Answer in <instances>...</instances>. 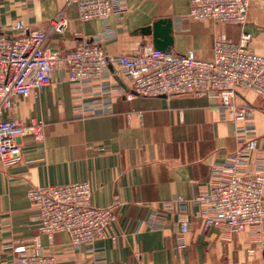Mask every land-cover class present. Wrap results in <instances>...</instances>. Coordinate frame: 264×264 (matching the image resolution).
Instances as JSON below:
<instances>
[{
  "label": "crops",
  "instance_id": "0c3cea01",
  "mask_svg": "<svg viewBox=\"0 0 264 264\" xmlns=\"http://www.w3.org/2000/svg\"><path fill=\"white\" fill-rule=\"evenodd\" d=\"M122 14L82 21L68 0H0V33L11 38L22 28L48 26L64 11L68 27L50 34L47 48L56 53L96 43L113 57L155 47L153 25L164 20L159 37L168 51H193L212 60L216 38L240 40L251 35V48L264 56V1L252 0L243 26L190 17L191 0H121ZM151 27L150 34L142 33ZM170 41H165L164 36ZM129 76L111 64L102 76L71 81L59 68L41 92L14 98L6 118L45 123L44 138H21L23 158L0 161V264L16 258L14 248L38 238L58 264H264V240L250 230L225 238L198 215L194 197L209 181L212 167L249 140L264 148L263 100L253 91L236 98L252 109L246 121H232L216 92L173 96L136 95ZM251 163L250 169L255 170ZM88 182L95 207H113L117 222L107 237L75 246L66 232L50 238L39 231L37 209L28 198L33 187ZM188 219L189 231L181 225Z\"/></svg>",
  "mask_w": 264,
  "mask_h": 264
},
{
  "label": "built area",
  "instance_id": "2783aa9c",
  "mask_svg": "<svg viewBox=\"0 0 264 264\" xmlns=\"http://www.w3.org/2000/svg\"><path fill=\"white\" fill-rule=\"evenodd\" d=\"M264 1V0H263ZM78 7L82 21L107 20L112 14L127 11L121 0H68ZM252 0H191L190 17L214 23L243 26L248 20ZM11 38L0 33V161L11 166L23 158L21 138L30 135L44 138L45 123L4 116L13 107L14 98L39 93L52 83L59 68L69 71L71 81L80 82L102 76L105 68L119 64L129 76L136 95L173 96L187 92H216L232 121H246L252 109L240 106L236 98L253 91L263 100L264 56L250 46L251 35L243 32L235 42L225 34L215 40L214 58L202 60L193 51L177 53L155 47H139L132 55L113 57L102 46L84 42L66 53L47 48L50 34H62L68 27L64 11L59 12L45 28H22ZM253 163L255 170L250 169ZM28 198L37 209L39 231L50 238L57 232L69 234L72 244L93 243L107 237L117 222L113 207L92 205V188L88 182L33 187ZM203 209L199 216L207 227L216 226L231 239L233 233L248 229L252 239L264 240V148L256 139L249 140L225 161L212 167L209 181L194 197ZM189 231L188 219L181 225ZM16 258L9 264H58L54 255L43 252L38 238L31 245L14 248Z\"/></svg>",
  "mask_w": 264,
  "mask_h": 264
},
{
  "label": "water",
  "instance_id": "95a60500",
  "mask_svg": "<svg viewBox=\"0 0 264 264\" xmlns=\"http://www.w3.org/2000/svg\"><path fill=\"white\" fill-rule=\"evenodd\" d=\"M162 22H164V20H159V21H157V22H155L154 23V25H153V29H154V36H155V40H154V42H155V48H157V49H161V50H164V51H168L167 49L168 48H165V46H164V43L162 42V40H160L159 39V37L161 36L159 33V27H160V25L162 24ZM152 28L151 27H148V28H145V29H143L142 30V33H144V34H150L151 33V30ZM165 37V41L167 42V41H170L169 40V36H164Z\"/></svg>",
  "mask_w": 264,
  "mask_h": 264
}]
</instances>
